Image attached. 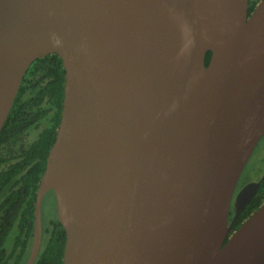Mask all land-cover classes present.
<instances>
[{"label":"water","instance_id":"1","mask_svg":"<svg viewBox=\"0 0 264 264\" xmlns=\"http://www.w3.org/2000/svg\"><path fill=\"white\" fill-rule=\"evenodd\" d=\"M52 53L63 101L24 264L50 190L62 264H264V203L227 235L258 188L233 198L264 136V0H0V130Z\"/></svg>","mask_w":264,"mask_h":264},{"label":"trees","instance_id":"2","mask_svg":"<svg viewBox=\"0 0 264 264\" xmlns=\"http://www.w3.org/2000/svg\"><path fill=\"white\" fill-rule=\"evenodd\" d=\"M258 1L248 0V14ZM210 55L207 51L205 65ZM63 92L64 68L60 56L52 53L37 58L24 74L1 127L0 264H24L29 255L36 192L60 121ZM253 181L258 182V188L234 219L228 236L264 203V172ZM48 193L53 194L56 203L53 190ZM44 198L42 238L33 264H62L65 231L56 212L49 215L43 212ZM233 214L232 211L229 221Z\"/></svg>","mask_w":264,"mask_h":264},{"label":"rangeland","instance_id":"3","mask_svg":"<svg viewBox=\"0 0 264 264\" xmlns=\"http://www.w3.org/2000/svg\"><path fill=\"white\" fill-rule=\"evenodd\" d=\"M264 172V137L258 142L255 150L245 165L239 180L241 182L257 180ZM233 206V205H232ZM234 211V210H233ZM43 212L48 215L56 212V203H54V196L48 193L43 202Z\"/></svg>","mask_w":264,"mask_h":264},{"label":"flooded vegetation","instance_id":"4","mask_svg":"<svg viewBox=\"0 0 264 264\" xmlns=\"http://www.w3.org/2000/svg\"><path fill=\"white\" fill-rule=\"evenodd\" d=\"M240 180V179H239ZM250 182H254L253 180H249V181H246V182H244V183H242L241 185H239V181H238V184H237V187H236V190H235V193H234V196H233V198L236 196V194L240 191V189L244 186V185H246V184H248V183H250ZM233 205V206H232ZM234 210V202H233V204H231V212ZM230 217V216H229Z\"/></svg>","mask_w":264,"mask_h":264}]
</instances>
